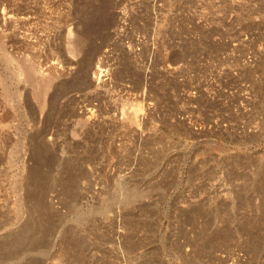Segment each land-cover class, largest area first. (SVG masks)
Returning <instances> with one entry per match:
<instances>
[{"label": "rangeland", "instance_id": "1", "mask_svg": "<svg viewBox=\"0 0 264 264\" xmlns=\"http://www.w3.org/2000/svg\"><path fill=\"white\" fill-rule=\"evenodd\" d=\"M0 264H264V0H0Z\"/></svg>", "mask_w": 264, "mask_h": 264}, {"label": "bare ground", "instance_id": "2", "mask_svg": "<svg viewBox=\"0 0 264 264\" xmlns=\"http://www.w3.org/2000/svg\"><path fill=\"white\" fill-rule=\"evenodd\" d=\"M76 49H77V47H76ZM72 52H76V50H75V49H72ZM98 70H99V71H98ZM97 71H98L97 74H99L100 72H102L101 69H99V68H97ZM98 80H100L99 76H97V77L95 76V77L93 78V82H95V83H97ZM96 81H97V82H96ZM48 87H49V84H47L46 82L43 83L42 88H43L44 91H46ZM45 93H46V92H45ZM135 115H136V114H135ZM135 115L133 116V118L131 117V118H129V119H130L131 122H134V123L136 124V122H137L136 117H137V116H135Z\"/></svg>", "mask_w": 264, "mask_h": 264}]
</instances>
